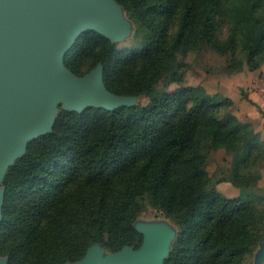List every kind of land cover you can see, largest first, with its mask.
I'll return each instance as SVG.
<instances>
[{
  "label": "trees",
  "instance_id": "trees-1",
  "mask_svg": "<svg viewBox=\"0 0 264 264\" xmlns=\"http://www.w3.org/2000/svg\"><path fill=\"white\" fill-rule=\"evenodd\" d=\"M115 1L139 23V45L120 51L86 31L63 63L75 76L100 63L110 93L146 96L151 107L61 111L50 133L30 141L2 181L0 256L7 264H64L94 244L111 253L137 246L133 223L148 205L178 227L163 264H241L264 226L262 142L231 114L230 100L201 88L169 95L157 85L179 83L183 59L204 49L224 57L229 71L256 70L264 0ZM220 148L232 159L228 175L214 180L203 167ZM220 182L238 197L223 196Z\"/></svg>",
  "mask_w": 264,
  "mask_h": 264
},
{
  "label": "water",
  "instance_id": "water-1",
  "mask_svg": "<svg viewBox=\"0 0 264 264\" xmlns=\"http://www.w3.org/2000/svg\"><path fill=\"white\" fill-rule=\"evenodd\" d=\"M118 6L115 0H0V221L7 169L30 141L51 132L60 105L76 113L133 106V97L105 88L100 63L82 77L63 63L86 31L111 42L124 35ZM133 227L143 235L138 249L125 246L103 256L94 244L83 258L64 264H163L173 233L165 227ZM260 247L264 258V243ZM7 263L0 256V264Z\"/></svg>",
  "mask_w": 264,
  "mask_h": 264
},
{
  "label": "rangeland",
  "instance_id": "rangeland-1",
  "mask_svg": "<svg viewBox=\"0 0 264 264\" xmlns=\"http://www.w3.org/2000/svg\"><path fill=\"white\" fill-rule=\"evenodd\" d=\"M118 13L125 24L126 30L119 40L112 43L115 44L120 51L131 50L139 45V40L143 32L137 20L128 10H125L123 6H118ZM225 32L226 28L223 26L221 33L225 34ZM183 62L185 65L180 70L183 71L182 80L179 83H175L169 82L168 79H163L158 83L157 88L159 90H164L169 95L179 90L192 92L196 88H201L215 100H230L231 104L229 111L238 122L246 125L258 134L262 142L258 150L260 154H264V59L260 66L254 71L248 70L246 65H243L239 71H229L225 68L226 59L224 57L204 49L200 53H191L187 55L183 59ZM241 92L245 93L248 99L254 104L242 98ZM131 97L134 98L133 106L139 105L143 108L151 107L148 97L143 95ZM61 111L64 110H62L60 105L57 115ZM231 159V153H226L221 148L217 149L210 153L208 161L205 163L203 169L207 175L212 176L214 180L219 179L221 178L222 172L225 176L228 175L225 169L230 164ZM256 161V168L261 174L258 186L264 190V155H260ZM239 173H243V169H240ZM221 194L227 198L234 196L232 193H225L223 191H221ZM235 197H238V195ZM133 225L136 227L157 226L169 229L173 233V238L169 242L165 259L168 257L178 235V227L171 219L166 218L160 211L147 205L145 211L138 214ZM137 233L139 234L141 242L137 246H130L134 250L140 247L143 240V235L140 232ZM261 243H264V226L259 228L255 236L251 239V256L245 259L241 264H264V258L259 257ZM99 250L102 252L103 256L111 253L102 246L99 247Z\"/></svg>",
  "mask_w": 264,
  "mask_h": 264
},
{
  "label": "crops",
  "instance_id": "crops-1",
  "mask_svg": "<svg viewBox=\"0 0 264 264\" xmlns=\"http://www.w3.org/2000/svg\"><path fill=\"white\" fill-rule=\"evenodd\" d=\"M217 190L221 193V191L225 193H232L234 196L231 198H236V195H239V190L232 186L229 182H221L217 184Z\"/></svg>",
  "mask_w": 264,
  "mask_h": 264
}]
</instances>
